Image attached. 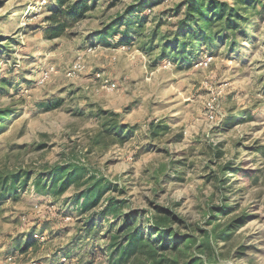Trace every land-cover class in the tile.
I'll use <instances>...</instances> for the list:
<instances>
[{"label":"rangeland","instance_id":"1","mask_svg":"<svg viewBox=\"0 0 264 264\" xmlns=\"http://www.w3.org/2000/svg\"><path fill=\"white\" fill-rule=\"evenodd\" d=\"M91 1L48 41L52 0H0V264H264V0L207 40ZM135 229L156 256L114 262Z\"/></svg>","mask_w":264,"mask_h":264},{"label":"trees","instance_id":"2","mask_svg":"<svg viewBox=\"0 0 264 264\" xmlns=\"http://www.w3.org/2000/svg\"><path fill=\"white\" fill-rule=\"evenodd\" d=\"M54 5L49 14L46 16L44 22L46 26L43 29L44 39L51 41L58 39L66 34V32L78 21L82 20L86 14L92 9L91 0H52ZM235 6L229 7L226 2H219L218 0H188V8L186 14V20L180 22L179 26L184 27L187 36L193 40H207L212 39L214 33L210 28H213V21L225 20L226 30L232 31L236 26H232L231 16L236 13L235 7H238L243 3V0H234ZM249 4V3H248ZM226 17V19H225ZM9 114L7 110L0 111V120L3 119L1 115L6 117ZM157 128V127H156ZM58 170V169H56ZM61 174L56 171L55 178H61ZM88 191V190H87ZM113 201H111L112 203ZM113 207L112 204L108 206ZM110 209H108V212ZM165 220V219H162ZM157 226V225H156ZM128 227V223L125 224L123 230ZM230 228V227H229ZM129 231V228L126 232ZM164 231V230H162ZM161 238L166 237V233L161 234ZM174 235V234H172ZM177 238H173L174 241ZM164 245V244H163ZM204 247V246H202ZM161 249H164L162 246ZM158 249L149 246L147 241L139 238V230L131 231L125 235V243L120 248L119 257L114 259V262L120 263L129 259L135 255L145 254L149 258H154L156 256ZM192 264H201L200 261L196 260Z\"/></svg>","mask_w":264,"mask_h":264},{"label":"built area","instance_id":"3","mask_svg":"<svg viewBox=\"0 0 264 264\" xmlns=\"http://www.w3.org/2000/svg\"><path fill=\"white\" fill-rule=\"evenodd\" d=\"M81 68H82V66H81V64L79 63V62H77L74 66H73V68L70 70V72H69V74H74V73H76V72H79L80 70H81Z\"/></svg>","mask_w":264,"mask_h":264}]
</instances>
